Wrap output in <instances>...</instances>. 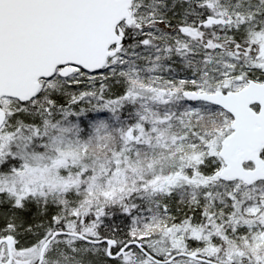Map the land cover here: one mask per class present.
Masks as SVG:
<instances>
[{
  "label": "snow or ice",
  "instance_id": "obj_1",
  "mask_svg": "<svg viewBox=\"0 0 264 264\" xmlns=\"http://www.w3.org/2000/svg\"><path fill=\"white\" fill-rule=\"evenodd\" d=\"M0 264H264V0H0Z\"/></svg>",
  "mask_w": 264,
  "mask_h": 264
}]
</instances>
